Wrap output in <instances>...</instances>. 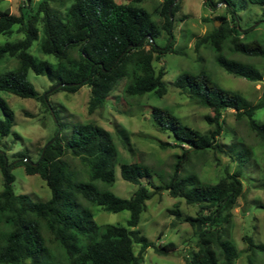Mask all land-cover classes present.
<instances>
[{
  "label": "trees",
  "instance_id": "16d2710c",
  "mask_svg": "<svg viewBox=\"0 0 264 264\" xmlns=\"http://www.w3.org/2000/svg\"><path fill=\"white\" fill-rule=\"evenodd\" d=\"M23 1L19 15L0 12V36L11 35L15 27L24 36L16 42L0 45V60L8 57L19 62L16 70L0 76V91L34 99L47 106L44 95H40L28 80V72L33 71L36 75L46 76L53 83L51 88L67 84L55 92L76 93L81 87L88 86L89 115L105 105L123 80L127 81L124 93L130 98L150 92L159 97L167 94L164 70L157 71L154 62L166 53H178L173 40V16L179 10L177 0H164L157 10L164 19L162 26L150 12L138 6L142 0H134L136 4H121L115 0H71L65 17L53 11L51 5L63 6L66 0H37L36 5L35 0ZM222 1L232 14V21L220 18L224 23L199 39L196 47L199 49L209 43L217 64L225 72L250 82H262L264 73L256 65L233 59L227 51L230 55L264 61V41L257 36L248 40L247 32L240 31L239 18L231 8V0ZM248 1L264 6V0ZM206 5L214 8L216 4L214 0H208ZM40 26L43 32L41 51L56 57V66L29 53L32 44L39 39ZM163 33L168 35L164 47L158 44ZM151 40L162 49L157 50ZM130 45L134 48L128 49ZM173 85L212 111L213 116H207L206 120L214 128L202 133L169 110L153 107L151 115L155 128L168 133L183 150L176 157L169 181L159 186L151 183L149 166L138 162L121 164L122 179L138 186L129 199L100 189L97 184L103 183L106 188L115 184L119 153L112 133L96 124L76 123L69 137L59 133L46 144L45 150L41 148L36 161L26 154H19V160L11 163L7 155L0 152L3 177L0 226L12 229L0 234V264H144V255L151 243L137 227L153 193L142 180L151 185L154 193L167 191L170 196L183 198L188 205L199 207L196 216L183 214L178 206L170 211L176 220L173 225L187 223L197 233L196 250L184 257L187 264H236L240 251L231 240V228L232 211L244 192L240 174H227L211 184L203 182L189 167L196 156L211 151L224 153L225 146L218 141L224 131L221 121L224 110L235 111L238 122L247 120L244 122L250 134L259 143H264V123L254 119L256 111L264 108V93L254 104L240 93L222 88L205 72L184 73ZM0 109L3 113L0 137L4 138L11 133L15 114L2 97ZM47 109L50 111L48 106ZM53 110L61 132L62 125ZM169 146L170 143L161 144L162 148ZM230 150L239 165L247 164L253 157L252 148L238 139ZM74 162L82 165L88 174V182L75 180ZM16 166H23L27 175L41 177L51 191V199L36 202L28 195L16 194L13 174ZM186 166L188 170L184 175ZM82 199L108 212L128 211L127 225L99 227ZM246 241L250 252L248 264H257L255 256L257 253L264 255V244H256L250 237ZM135 245L140 247L138 254ZM175 250L174 243L155 247V252L164 256Z\"/></svg>",
  "mask_w": 264,
  "mask_h": 264
},
{
  "label": "rangeland",
  "instance_id": "374dc122",
  "mask_svg": "<svg viewBox=\"0 0 264 264\" xmlns=\"http://www.w3.org/2000/svg\"><path fill=\"white\" fill-rule=\"evenodd\" d=\"M115 1L121 4H136L134 0ZM207 1H176L179 10L173 16V40L174 49L178 53H166L154 62L157 71L164 70L163 79L168 89L166 95L159 97L154 92H150L142 97L130 98L124 93L127 81L123 80L111 93L105 105L89 115L87 109L90 88L88 86L81 87L76 93L64 90L53 92L48 97L62 125L60 132L61 126L57 124L47 106L42 102L0 91V97L8 103L15 114L11 133L7 137H0V151L7 155L11 163L19 160L17 158L19 154H26L31 160L36 161L41 148L59 133L63 137H69L76 123H93L112 133L119 153L115 184L106 188L103 183L98 182L100 189H108L121 198L132 197L138 186L122 179L120 166L124 163L138 162L149 166L152 169L150 181L155 186L168 182L173 173L176 157L182 153L183 149L168 133L160 132L155 128L151 109L153 107L167 109L185 124L202 133H208L214 128L206 120L207 116H213L212 111L174 87L173 84L180 75L205 72L222 88L240 93L254 104L260 101L264 93V80L250 82L230 75L219 67L209 43L197 49L196 43L199 39L211 34L214 28L224 23L220 18H226L228 22L232 21V14L228 12L224 1L214 0L216 4L214 8L208 7ZM71 3V0H66L65 5L52 4L51 8L65 17ZM163 4L164 0H142L138 6L150 12L153 19L162 26L164 19L160 17L158 11ZM22 6H24L23 0H0V12L9 11L19 15ZM231 8L235 9L239 26L242 32H247L248 40L257 36L264 41V6L252 4L248 0H231ZM17 29L18 27H15L11 35H1L0 45L23 39V34ZM42 39L43 32L40 26L39 39L32 44L29 53L41 61H47L56 66L58 64L56 57L41 51ZM167 40L168 35L163 33L158 40L159 46L164 47ZM227 54L233 59L256 65L264 73V61L258 58L230 55L228 51ZM18 67V60L6 57L0 60V76ZM28 80L40 95L47 94L53 86L46 76L36 75L33 71L28 72ZM0 117H3L1 109ZM254 119L264 123V108L256 111ZM221 121L224 131L218 141L225 146L224 153L211 151L203 156H196L189 170L196 173L203 182L211 184L217 183L227 174L239 172L244 184V192L232 211L231 240L240 251L236 264H248L250 252L246 238H252L256 244H264V143H259L250 134L245 123L247 120L237 121L235 111L230 109L222 111ZM236 139L238 142H245L253 150L252 159L245 165H239L234 153L230 150ZM162 143H170L171 146L162 148ZM74 163H76L75 180L88 182V174L85 173L82 165ZM187 170L188 166L185 167L184 175ZM13 174L16 194L28 195L36 202H47L51 199L50 189L38 175H27L23 166H16ZM142 183L153 193L152 198L147 201V210L141 214L137 227L151 243L144 255V264H187L184 257L196 250L197 233L187 223L173 225L176 220L170 211L178 206L183 214L196 216L199 207L188 205L183 198L172 197L167 191L154 193V189L146 180H142ZM2 189L3 177L0 170V191ZM81 201L93 213L99 227L127 225L130 218L128 211L112 213L83 199ZM11 230L10 226H0V234ZM169 243L176 245V250L170 255L164 256L155 252V247ZM134 249L138 254L140 247L135 245ZM255 258L257 264H264L262 253H257Z\"/></svg>",
  "mask_w": 264,
  "mask_h": 264
},
{
  "label": "water",
  "instance_id": "95a60500",
  "mask_svg": "<svg viewBox=\"0 0 264 264\" xmlns=\"http://www.w3.org/2000/svg\"><path fill=\"white\" fill-rule=\"evenodd\" d=\"M225 5H226V4H225ZM240 31L242 32L241 28H240ZM151 42H152V44L155 45V48H156L157 50L162 49L161 47H159L158 45L155 44L154 40H151ZM139 46H140V44L137 45V47H139ZM132 48H134L133 45H130V46L128 47V49H132ZM66 85H67V84H58V85H56L55 87H53V88H52L47 94L44 95L45 102H46L47 106L49 107L50 112H51V114H52V117L54 118L55 121H56V116H55L54 110H53V108H52V106H51V104H50V102H49L48 95L51 94V93H53V92H55V91L58 90L59 88H62V87H64V86H66ZM56 122H57V121H56ZM54 139H55V138H54ZM52 141H53V140H52ZM52 141H50L49 143H51ZM47 145H48V144H47ZM47 145L44 147V150L46 149ZM0 152H1V151H0ZM43 153H44V151H43Z\"/></svg>",
  "mask_w": 264,
  "mask_h": 264
}]
</instances>
